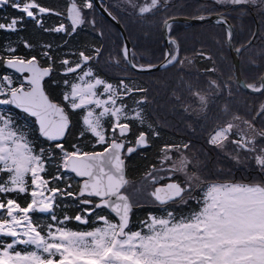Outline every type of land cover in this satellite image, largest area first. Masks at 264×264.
<instances>
[{"label":"trees","instance_id":"trees-1","mask_svg":"<svg viewBox=\"0 0 264 264\" xmlns=\"http://www.w3.org/2000/svg\"><path fill=\"white\" fill-rule=\"evenodd\" d=\"M148 1L150 0H104L127 32L134 63L155 64L165 58L167 45L162 26L166 19L180 15L200 17L222 14L233 25L234 46L249 43L240 54V69L245 82L254 87L261 84V75L264 72V0H160L150 8L145 6ZM36 2L57 14H41L40 26L25 19L22 31H0V77L7 74L13 76L14 87H19L23 81L21 75L3 65L4 60L11 58L27 60L35 56L40 64L52 68L50 77L45 81V88L70 115L71 129L60 141L69 152L73 150V145H77L83 152L101 151L103 146L96 145L95 138L90 134L80 138L79 134L85 127L82 121L86 111L85 108L75 111L67 108L68 103L63 99L66 86L64 82L77 81L88 68L96 79L109 84L122 109L120 123L130 125V131L124 137L126 145L134 144L142 133L147 135L149 142L148 147L125 156L128 183L124 190L136 205L127 231L141 230L143 222H148L149 213L163 218L171 211L176 219L194 214L187 212L185 204L161 206L137 202L128 191L130 183L139 180L145 171L149 172L161 164L163 154L166 149H170V145L179 148L187 145L198 157H208L215 145L217 131L230 128L232 134L227 135L226 140L229 138L246 150V158L244 165H238L230 156L219 153L215 158L222 166V180L243 181V178H234L236 168H239L244 170L245 180H250L249 174L252 177L256 175L264 185V172L259 170L255 163L257 158L264 159V137H260L261 133L264 134V89L259 93H249L237 84L233 75V57L227 42L228 34L223 23L173 21L169 25V34L179 44V56L173 63L161 69L139 72L133 70L119 54L121 66L115 63L112 69L106 67L105 70L98 64L97 54L101 51L112 52L113 45L109 46L106 41H111L109 39L112 34L117 36L120 44L121 34L113 22L97 11L91 0ZM70 3L79 8L85 21L82 26H78L74 35L71 34V20L68 18ZM138 5L140 7H137ZM21 15L22 13L11 7H4L0 9V22L8 23L12 17ZM92 17H99L106 25L95 26ZM61 24L66 26L67 34L55 31ZM253 36L254 39L250 42ZM169 46L175 55V44L172 42ZM84 56L90 58L87 63ZM65 59L69 64L63 63ZM77 65L83 67L78 68L77 72L66 74L69 66ZM24 84L27 87V83ZM0 111L11 115L15 125L27 128L31 147L36 154H39L41 149L50 148L53 142L39 135L33 117L11 105L0 106ZM112 124L110 117L102 118L106 137L112 135ZM246 127L255 130V139L245 134L242 129ZM225 144L232 143L226 141ZM61 155L57 151L55 160L46 161V171L42 175L50 181L51 177L61 175L63 179L50 182L49 187L64 189L70 185V191L78 194L80 180L73 173L66 171ZM57 165L60 166L59 170ZM215 166L214 164L212 168ZM0 176L3 174L0 173ZM3 178L7 179L6 176ZM32 190L28 187L24 193L14 191L0 194V202L11 198L17 200L21 207H25L31 202ZM54 203L59 205L54 208V213L59 219H63L65 215L74 218L77 214H83L82 207L75 199L58 197ZM0 213L6 216V213ZM30 214L38 225L56 224L51 220L50 213ZM100 216L110 222L116 220L106 208H99L88 217L86 224L73 219L66 225L57 226H66L74 231H91L104 223L97 219ZM38 230L42 234L47 231L44 227H38Z\"/></svg>","mask_w":264,"mask_h":264},{"label":"snow or ice","instance_id":"snow-or-ice-1","mask_svg":"<svg viewBox=\"0 0 264 264\" xmlns=\"http://www.w3.org/2000/svg\"><path fill=\"white\" fill-rule=\"evenodd\" d=\"M4 7L22 13L8 23L0 22V31L13 33L23 30L25 19L40 26L41 14H57L36 0H0V9ZM68 18L74 35L78 26L85 22L83 15L73 6ZM55 31L67 34L64 24ZM63 63L67 65L69 61L65 59ZM5 66L29 75L23 78L19 87L13 86L11 75L0 77V106L11 105L34 117L39 135L53 143L50 148L33 154L34 148H30L28 142H21L13 117L0 113V165L3 166L0 173L7 177L0 176V194L24 193L28 187L33 189L31 202L25 207L11 198L0 202V212L6 213V217L0 214V264H264V186L212 184L199 212L180 219H176L171 211L163 218L149 213L150 223L143 222L146 234L126 231L132 205L129 196L122 191L127 181L121 153L123 150L126 155H131L137 149L126 148L122 138L129 133L130 125L121 124L120 117H116L112 124L111 136L106 137L102 130V118L115 116V112L109 114L110 110L105 107L107 101L101 104L96 98L95 87L102 82L98 80L95 85H85V77L91 72L78 77L83 83L64 82L70 87V92L63 97L69 102L68 109L75 111L88 105L95 106L89 108L83 118L85 127L80 138L90 134L96 145L103 146L100 152H83L73 145L69 152L60 141L71 129L70 115L64 106L50 100L41 85L52 69L38 66L35 56L27 60L8 59ZM80 67L83 66H69L66 74L77 72ZM95 109L102 111L97 113ZM145 137L141 134L136 144L148 147ZM57 151L62 154L63 167L83 178L78 194L70 191V185L64 189L49 187L50 182L62 180L61 175L51 177V181L42 175L46 171V161L55 160ZM163 158L171 160L167 154ZM189 163L181 159L173 162L171 169L185 173L184 185L172 181L155 187L148 195L161 206L177 199L186 202L185 193L194 187L191 181L198 179L187 173ZM255 163L264 172V159L257 158ZM59 167L57 165L58 170ZM158 171L170 170L161 167ZM25 173L31 175L30 184H26ZM150 178L155 184L165 177L150 174ZM168 179L171 180V176ZM58 197L78 201L83 214L74 218L65 215L59 219L54 213V208L59 207L54 203ZM94 198H98V202H94ZM99 208L109 209L116 218L115 222L97 217L105 226L93 231H73L66 226H57L66 225L73 219L86 224L88 217ZM31 212L50 213L56 224L38 225L29 215ZM38 227L46 228L45 234H41ZM19 246L23 248L17 250ZM29 248L34 250H26Z\"/></svg>","mask_w":264,"mask_h":264},{"label":"rangeland","instance_id":"rangeland-1","mask_svg":"<svg viewBox=\"0 0 264 264\" xmlns=\"http://www.w3.org/2000/svg\"><path fill=\"white\" fill-rule=\"evenodd\" d=\"M159 1L160 0H150V1L147 2V4L145 6H148L150 8L151 6H153L154 4L158 3ZM219 1L231 2V1H235V0H219ZM137 7H140V6L138 5ZM145 9L146 8H143V10H145ZM92 20H94L93 24H95V26H99V24H100V26H105L106 25V23L103 22L99 17H96V18L92 17ZM226 30H227V34L229 36V31H228L227 28H226ZM109 40H111V41H106V42H108L109 46L113 45L112 52H110V53H102V51H101V52H99L97 54V55H99L98 58H96L97 61H98V64L100 63L99 65H101L105 70H106V67L109 68V69H112V66L115 63L119 64L121 66L122 62H121V60L119 58V56H120L119 54H121L122 57L124 58V54H123L124 53L123 52L124 44H123V40L121 39V36H120V44L118 43L119 41L117 40V36H115V35L111 34V37H110ZM227 41H228V38H227ZM233 68H234V66H233ZM87 72H91V70L87 68L85 71H83V73L81 75H83L84 73H87ZM92 74L87 76V77H85V80H84V84L85 85H95L96 81L99 80V79H96ZM7 75H10V74H7ZM12 78H13V76H12ZM99 81H101V80H99ZM73 83H83V82L80 81L79 79H77V81H75ZM64 88H65V90H64L65 94L70 92V87L68 85L64 86ZM105 89H107V93H105ZM95 92H96V98H97L99 103L105 104V101H107L105 107L108 110H110L109 114L111 112H115V116L114 117H110L112 119L113 123L115 122L116 117H120V119H121V117L123 116L122 109L119 106V102L115 100V97L113 96L114 91L110 88L109 84L106 83V82L105 83L102 82L99 85H96ZM113 101H114V103H113ZM67 103H69V102H67ZM94 107H95L94 105L86 106L85 107L86 113H85L84 117L87 114V110L89 108H94ZM95 111L98 113L99 111H102V109H95ZM0 113H4V114L8 115L6 112H1L0 111ZM0 126H2V125H0ZM16 128L19 130L18 133H17L18 136L22 137L21 142L22 143L23 142H28L30 148H32L31 147V140H30V136H29V131L27 130V128H25L23 126H20V125H18V126L16 125ZM242 130H244L245 134L247 136L251 137L252 139H255L257 137V135L254 133L255 130L252 127H246V128H243ZM219 133H222V132H219ZM260 137H264V134L261 133ZM221 145H223V147L221 148L222 154L230 156L231 159L233 160L232 148L224 146V143H221ZM233 147L235 148V146H233ZM180 153H181V155H180L181 159H186L187 161L190 162L188 167H187V173L190 174V175H193L196 178H198V179H194V180L191 181V183L194 185L193 188H195V187L199 186L198 184L205 177H204V175H200L198 166L195 165V162L192 161V157L186 155V153L184 151H181ZM33 154H36V153L33 152ZM164 154H167L170 157V149H166ZM164 154H163V157H164ZM163 157H162L161 164L157 168L151 170L146 176H143L139 180H136V181L130 183V185L128 186V191L130 192V194L134 197V199L137 202H155L154 199L148 195V193L152 192L155 187H158V186H160L163 183H169L170 182V180L168 179V176H170L173 164L171 165L170 161H165ZM204 158H207V157H204ZM181 159H179L178 161H180ZM173 162H175V161H173ZM0 167H3V166L0 165ZM161 167L168 168L170 171L169 172L158 171ZM193 168H195V169H193ZM197 173L200 176H198ZM150 174L154 175V176H163L165 178L164 179H160V180L157 181V183L153 184L152 181H151V178H150ZM206 176L209 177L208 174H206ZM172 178L174 179L175 182H179L182 185H184V183H185V181L187 179V176L185 175V173L179 172V173H176L175 176L172 177ZM30 180H31L30 173H25L26 184H30ZM254 181H255V179H250V180H248L246 182H242V184H249V185H257L258 184V185L264 186V185H262L260 183L254 182ZM212 184H228V183L226 181H215V180L210 181L209 180L206 183L205 187L208 189V187L210 185H212ZM232 184H234V183H232ZM9 186L10 187H15V188L20 187L19 185H9ZM46 195H49V193H46ZM29 215L32 217V215L30 213H29ZM111 222H114V221H111ZM148 222L150 223L149 220H148ZM104 226L105 225L103 223L102 226H100V227H104ZM95 229H93V230H95ZM69 230H71V229H69ZM93 230H91V231H93ZM137 231H142V233H145V234L147 232V230L144 227H142L141 230H137ZM17 250H21V246H19ZM26 250H34V249H26Z\"/></svg>","mask_w":264,"mask_h":264},{"label":"water","instance_id":"water-1","mask_svg":"<svg viewBox=\"0 0 264 264\" xmlns=\"http://www.w3.org/2000/svg\"><path fill=\"white\" fill-rule=\"evenodd\" d=\"M92 1H93L94 5H95L97 11L100 14H102L103 16H105L107 19H109L111 22H113L117 26V28L119 29V32L121 34V37L123 39V44H124V46H123L124 57H125L127 63L129 64V66L133 70L139 71V72H149V71L161 69V68L169 65L170 63H172L174 61L175 57L178 55L179 47H178L177 40L175 38H172L169 35L168 28H169V25H170L171 22H173V21H182V22H185V23H200V22H204V21H212V22H215V23L222 22V23H224L226 25V27H227V29L229 31L228 45H229L230 52H231L232 57H233V66H234L233 74H234V77H235V80H236L237 84L239 85L240 88L244 89L245 91H248L249 93H259V92H261L264 89V72L261 75V84L259 86L253 87V86H250L249 84H247L245 82V80H244V78L242 76V73H241V69H240V54H241L242 50L249 43L248 44H243V45H240V46H234L233 41H232V36H233V33H234L233 26H232L231 22L227 18H225L223 15H221V14H210V15H207V16H200V17H197V16L189 17V16L180 15V16H173V17H170V18L166 19L164 21L163 27H162L163 37L165 39V42H166L167 48H168L165 58L162 61H160L158 63H155V64L138 65V64L134 63V61L132 59V55H131L132 45H131V42H130L129 37L127 35V32H126L124 26L122 25L121 21L119 20V18L108 8L107 3H104L103 0H92ZM73 6H75V4L74 3H70L69 9H71ZM256 31H257V29H256ZM256 31H255V34H256ZM255 34H254V36H255ZM254 36L251 38L250 42L253 41ZM171 41H174L175 44H176V51L177 52H176V56L175 57H171V54H170L169 43ZM84 59H85V61L88 60L87 57H85ZM7 60L8 59H6L3 62L4 66H5ZM38 66H41L39 64V62H38ZM41 67H44V66H41ZM7 68H9V67H7ZM9 69L17 72L15 69H12V68H9ZM17 73H19V72H17ZM19 74H21V73H19ZM21 75L24 78L25 76H27L29 74L28 73H23ZM46 78L47 77H45L44 80L41 82L42 88L45 91V93L49 96L50 100L53 101V102H56V101L51 99L50 95L45 90L44 81H45ZM142 134H144L146 136L145 133H142ZM138 137H137V139H138ZM145 138H146V143L149 145L148 140H147V136ZM137 139H136V141H137ZM127 147H133V148H136L137 150L140 149V148H144V147H141V146L137 145L136 142L133 145H129ZM90 152H100V151H90ZM124 155H126L125 151L122 150L121 156H122V159L124 160V177H125V180L128 182V177H127V173H126V162H125ZM66 171L70 172V173H73V172H71L69 170H66ZM73 174L75 175V173H73ZM77 178L81 180V183H80V188H81L82 187L83 178H80V177H77ZM80 188H79V191H80ZM122 191L126 195H128L124 191V189H122ZM97 200H98V198H97ZM96 202H98V201H96ZM129 203L132 205V208H131V211H130V220H131L132 211L136 208V205L132 203V200H131L130 197H129ZM107 210L111 214H113L109 209H107ZM44 214H47V213H44ZM129 224H130V221H129Z\"/></svg>","mask_w":264,"mask_h":264},{"label":"flooded vegetation","instance_id":"flooded-vegetation-1","mask_svg":"<svg viewBox=\"0 0 264 264\" xmlns=\"http://www.w3.org/2000/svg\"><path fill=\"white\" fill-rule=\"evenodd\" d=\"M219 132H222V133H219ZM231 132H232V130L230 128H227V127L223 128V129H219L217 131V133H219V134L216 135L215 145H213L214 147L211 151V154L207 158L198 157L195 153H192L190 151V148L187 145L185 147H180V148L175 147L173 145H170V157H171L170 164L171 165L173 164V161H178L179 159H181V157H180L181 153L180 152L184 151L186 153V155L192 157V161L195 162V165L198 166L200 175H204L205 178H203L200 181V183L198 184L199 186L192 188L190 190V192L185 193L184 200L186 202H181L179 199H177L176 201L169 202L168 204H175L178 206L185 204L186 208L188 210L187 212L196 213V212L201 210V208L203 207L204 196H205V193L207 191V188L205 187L206 183L209 180L210 181H213V180L224 181V180H222V178H223L222 166H221L220 162L215 158V157H217V155L219 153H222L221 148L223 147V145H221V143H224V146H226V147L232 148V153H233L232 157H233V160L235 163H237L238 165H244L245 158H246V152H245L246 150H244L238 143H235L233 140H232L233 142L230 141L229 138H227V140H226L227 135L232 134ZM226 141H228L232 144L226 145L225 144ZM233 146H235V148ZM161 162H162V160H161ZM214 164L216 166H215V168H212V166ZM203 165H205V166L203 167ZM157 167H155V168H157ZM155 168H153V169H155ZM193 169H195V168H193ZM149 172L145 171L140 178H142L143 176H146ZM236 172L237 173L234 174V178H243V181L237 180V181L229 182L228 184H232V183L242 184V182L248 181V180H245L246 177L244 175V170L236 168ZM176 173H178V172L171 171L170 182L174 181V179L172 177H174ZM206 174H208L209 177H207ZM197 175L200 176L198 173H197ZM251 177L252 176L249 174V179H255L254 182L260 183L259 179L256 178V175H253L252 178ZM262 178H264V175H262ZM163 184H166V183H163ZM146 203L159 205L158 202H146Z\"/></svg>","mask_w":264,"mask_h":264}]
</instances>
